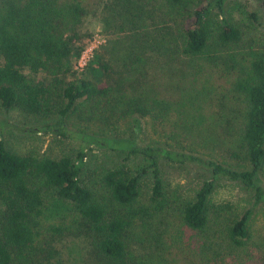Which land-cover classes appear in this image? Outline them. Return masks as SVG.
I'll use <instances>...</instances> for the list:
<instances>
[{
  "label": "trees",
  "instance_id": "16d2710c",
  "mask_svg": "<svg viewBox=\"0 0 264 264\" xmlns=\"http://www.w3.org/2000/svg\"><path fill=\"white\" fill-rule=\"evenodd\" d=\"M228 1L0 0V106L43 117L55 109L60 135L78 141L71 156L53 157L12 152L0 138V264H76L78 253L92 264H264L251 246L264 252L252 242V206L213 197L224 178L251 190L253 206L264 201V28L250 34L259 15L242 10L244 29ZM92 4L117 26L106 59L119 46L123 60L110 71L97 57L92 77L66 80ZM215 113L239 122L237 166L216 159ZM68 114L98 129H72ZM129 120L148 122L154 140L123 136ZM91 147L117 158L93 177ZM191 163L208 176L189 190L164 178L165 165ZM49 189L64 202L54 214Z\"/></svg>",
  "mask_w": 264,
  "mask_h": 264
},
{
  "label": "rangeland",
  "instance_id": "374dc122",
  "mask_svg": "<svg viewBox=\"0 0 264 264\" xmlns=\"http://www.w3.org/2000/svg\"><path fill=\"white\" fill-rule=\"evenodd\" d=\"M88 12L86 13L81 25L79 26V33L82 36L80 43H82V49L88 45L91 46L95 44V49L93 57L88 61L87 65L91 64L86 70V67L83 69H78L76 67L77 57L71 58V72L74 74H69L66 77V80H73L80 77H85L86 72L92 77L91 66L97 57L101 58V61H106L111 64L110 71L114 68L116 69L117 64H121L123 60V55L121 53V48L119 46H114L112 52H110V60L106 59L108 57L109 47L114 43L113 41L119 39V34L115 32L117 27L106 26L103 22L104 10L101 9V5H91ZM248 9L249 11L256 12L260 17V24L252 23L249 30L250 34L256 33L258 30L263 31L264 28V8L258 5L255 0H229L227 2L226 12L227 15L232 16L239 25H243L245 29L248 21L244 19L241 11ZM106 16V14H105ZM94 38H97L99 41H96ZM81 49V51H82ZM111 50V48H110ZM80 51V52H81ZM23 72L29 76L38 79H44L43 74L34 75L27 69H24ZM85 72V73H83ZM58 92V91H56ZM54 100H57L55 94L52 95ZM56 110L50 113L47 117L43 116H31L25 114L24 112L18 109L4 110L0 106V138H2L6 144V147L15 153L25 154V153H38L43 155H49L53 157H60L62 155H72L75 149L78 147V141L72 140L69 138H63L60 135L59 131L56 129L55 124L57 122ZM221 114V115H220ZM213 116L216 117L211 123L210 132L211 140L214 143L216 150V159L220 162L229 163L233 166H237L242 162L241 157H236L233 152H238V141L240 130L238 129V120L232 116L223 115V113H215ZM214 117V119H215ZM213 120V119H212ZM211 120V121H212ZM66 124L72 129L80 130V128L85 130H90V128L98 129L94 125L93 121H83L79 118L77 114H68L66 116ZM214 126V130L212 128ZM213 131H212V130ZM238 129V130H237ZM152 129L150 124L147 122H142L139 126L133 124L130 120L128 122H123L120 125V132H122L125 137H135L137 143L142 142H151L154 140V137L151 133ZM89 150V156L87 158L88 164L87 175L92 176L93 171H98L104 165L111 164L116 161L117 158L109 152H105L103 149L93 148ZM242 155V154H241ZM114 157V158H113ZM142 159L139 157H132L131 164L136 165L139 162L141 163ZM163 167V166H162ZM164 178L171 182H180L185 185L184 187L189 190L190 186L194 185L201 175L203 177L208 176V171L202 169V166L199 164H168L164 166ZM260 177V184L264 189V177ZM216 190L213 195L214 200L216 201H231L238 206L241 210L243 207L253 208V214L250 221V229L252 230V242H258L259 244L264 241V201L253 206V193L248 188H245L241 184L235 181H229L224 178H218L216 181ZM44 204L45 211L47 214H54L58 212L64 202L56 195V191L53 189L46 190L44 193ZM65 245L73 247L75 242L71 240H66ZM252 249L257 253H264L261 247L255 248V245L251 243ZM77 253V251L75 250ZM69 254L64 252V257L67 258ZM78 261L76 264H92V262L86 259L83 254L78 253L75 256ZM162 258V257H160ZM72 262V260H70ZM167 264V263H166Z\"/></svg>",
  "mask_w": 264,
  "mask_h": 264
},
{
  "label": "built area",
  "instance_id": "2783aa9c",
  "mask_svg": "<svg viewBox=\"0 0 264 264\" xmlns=\"http://www.w3.org/2000/svg\"><path fill=\"white\" fill-rule=\"evenodd\" d=\"M96 41H99L97 38H94ZM94 49H95V44L91 45V46H87L85 47V49L80 52L78 58H77V62H76V67L78 69H83L84 67L87 66L88 61L93 57V53H94Z\"/></svg>",
  "mask_w": 264,
  "mask_h": 264
}]
</instances>
